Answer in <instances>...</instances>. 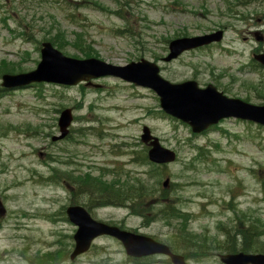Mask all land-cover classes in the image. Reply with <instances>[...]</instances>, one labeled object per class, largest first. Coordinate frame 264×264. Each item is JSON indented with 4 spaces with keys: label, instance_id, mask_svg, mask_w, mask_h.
<instances>
[{
    "label": "rangeland",
    "instance_id": "374dc122",
    "mask_svg": "<svg viewBox=\"0 0 264 264\" xmlns=\"http://www.w3.org/2000/svg\"><path fill=\"white\" fill-rule=\"evenodd\" d=\"M116 12L129 19L144 46L114 33L126 22ZM54 20L69 40L74 32H83L94 56L105 62L124 65L144 58L155 62L170 82L194 79L201 87L212 83L230 97L264 101V67L257 72L248 68L254 50H264V0H0V59L18 62L22 70L15 73L34 69L44 36L55 33L50 27ZM217 29L224 32L219 42L163 60L166 38ZM62 52L78 54L71 46ZM65 108L72 112L68 132L52 140L60 134L58 118ZM144 125L177 154L156 174L136 159L144 147ZM52 167L75 174L103 171L105 179L142 177L149 187L148 223L126 207L85 208L97 220L163 242L180 222H167L159 211L165 208L163 189L167 203L190 215L188 221L181 220L186 223L182 236L223 239L225 231L240 229L245 218L247 224L255 220L264 229V126L225 118L194 134L161 110L153 90L119 78L102 76L77 85L39 82L0 94V199L6 208L0 221V264H39L32 258L62 247L72 250L76 226L64 209L73 202L65 181L47 179ZM213 245L208 243L200 259L187 262L223 264L218 256L222 251ZM115 250L124 256L122 264H172L163 255L135 261L109 236L96 238L71 264H114ZM56 258L71 262L69 257Z\"/></svg>",
    "mask_w": 264,
    "mask_h": 264
},
{
    "label": "water",
    "instance_id": "95a60500",
    "mask_svg": "<svg viewBox=\"0 0 264 264\" xmlns=\"http://www.w3.org/2000/svg\"><path fill=\"white\" fill-rule=\"evenodd\" d=\"M222 36L223 31L218 29L200 35L171 39L168 43L169 52L163 59L169 61L185 50L220 41ZM256 39L260 40L261 37ZM41 45V59L37 66L27 72L2 74L1 86L23 87L33 82L75 85L92 78L111 75L134 85L152 89L159 97L160 108L166 114L187 123L194 133H199L227 117H236L264 125V102L253 104L240 98L228 97L217 90L213 84L200 87L193 79L170 82L159 74L160 69L156 63L144 58L130 61L125 65H114L95 57L78 59L65 56L49 41H43ZM253 57L264 65V52L254 54ZM71 121V109H63L58 119L60 134L53 136L52 140L65 137ZM141 140L149 145L147 155L151 162L163 164L175 160V152L162 146L147 126H143ZM167 181L168 178L164 185ZM5 211L0 200V216L4 215ZM66 214L69 221L76 226L73 234L74 247L69 255L71 260L86 252L96 237L108 235L119 240L129 256L139 258L163 254L167 255L173 264H187L181 254L172 252L165 243L150 236L96 220L83 205H69L66 208ZM219 258L224 264H264V253L259 252L223 253L219 254Z\"/></svg>",
    "mask_w": 264,
    "mask_h": 264
},
{
    "label": "trees",
    "instance_id": "16d2710c",
    "mask_svg": "<svg viewBox=\"0 0 264 264\" xmlns=\"http://www.w3.org/2000/svg\"><path fill=\"white\" fill-rule=\"evenodd\" d=\"M116 13H118L119 17L124 18L126 22L122 28L114 30V33L116 35L127 36L134 40L135 43L143 45L140 40L141 34L133 30V26L129 23V19L119 12ZM50 27L52 30H55V33L48 37L44 36V40L50 41L57 49L64 51L68 46H71L78 52V54L74 55L76 57H91L97 55L93 53L95 51L91 40L88 41L83 32H74L73 39L69 40L66 31L60 27L56 20L51 22ZM178 34L186 35L185 32H180ZM167 40L166 38L164 42L167 43ZM164 47L166 49V46ZM152 57L157 59L155 55H152ZM18 67V62L8 60L7 58L0 59V77L6 72L13 73L17 69L22 70V68ZM249 67L251 70L257 71L260 65L251 61ZM244 87L254 90L258 88L256 85H244ZM6 91V89L0 88V94H4ZM258 95L257 93V96ZM198 149L200 150L201 148L198 147ZM146 152L147 147L144 146L136 156V159H138L140 163L152 167L155 174L159 169L161 171V167L165 164L159 165L151 162ZM51 169L52 173L47 179L56 184H61V180L65 181L68 184L65 188L71 194L70 196L73 204L81 202L83 203L82 205L88 208L105 206L126 207L131 210V214L143 217L145 219L144 224L148 223L147 211L149 207L145 204H148L149 195L145 193L148 191L149 187L142 177L105 179L106 173L103 171L97 175H93L90 170L81 174H75L74 171L61 170L57 167H52ZM145 173L149 175L150 170ZM166 192L167 190L163 189L160 194L165 201V208L164 211L162 209L159 211L164 214L163 218L169 223L172 222V220L180 221V225L175 224V226H177L176 232H172V236L167 241L171 250L182 253L187 259L193 258L195 260L200 259L208 252V243L214 244V250H221L222 252L246 251L264 253V241L262 240L264 229L261 228L255 220H250L251 222L247 224V218L242 222L243 226L240 229L238 228L233 232L225 231V238L223 239L214 238L208 241L207 238H202L201 241H196L195 236L192 234H188L190 236L187 237H185V235L182 236L184 230H186V223L183 222V224H181V220L188 221L190 215L183 212L180 208L176 207V205L167 203L165 198H167L168 195ZM83 197H85V199H83ZM137 199L138 202L135 203ZM78 200L80 201L78 202ZM141 202L143 204H141ZM150 219H152V217H150ZM69 252V246L67 248L62 247L55 254L53 252H46L42 256L32 258V261L36 259V262L39 264H63L62 262H58L56 255H60L67 260ZM135 261L139 260L135 259ZM69 263L71 264L72 262Z\"/></svg>",
    "mask_w": 264,
    "mask_h": 264
},
{
    "label": "clouds",
    "instance_id": "9594fccd",
    "mask_svg": "<svg viewBox=\"0 0 264 264\" xmlns=\"http://www.w3.org/2000/svg\"><path fill=\"white\" fill-rule=\"evenodd\" d=\"M117 254L113 256L114 264H122V261L124 260V256L122 254H119L118 250H115Z\"/></svg>",
    "mask_w": 264,
    "mask_h": 264
},
{
    "label": "flooded vegetation",
    "instance_id": "af4514ba",
    "mask_svg": "<svg viewBox=\"0 0 264 264\" xmlns=\"http://www.w3.org/2000/svg\"><path fill=\"white\" fill-rule=\"evenodd\" d=\"M5 216V215H4ZM1 217H3V216H0V221H1Z\"/></svg>",
    "mask_w": 264,
    "mask_h": 264
}]
</instances>
